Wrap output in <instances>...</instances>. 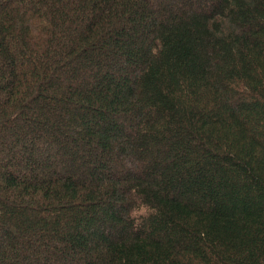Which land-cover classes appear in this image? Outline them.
<instances>
[{
  "label": "trees",
  "instance_id": "obj_1",
  "mask_svg": "<svg viewBox=\"0 0 264 264\" xmlns=\"http://www.w3.org/2000/svg\"><path fill=\"white\" fill-rule=\"evenodd\" d=\"M0 264H264V0H0Z\"/></svg>",
  "mask_w": 264,
  "mask_h": 264
},
{
  "label": "clouds",
  "instance_id": "obj_2",
  "mask_svg": "<svg viewBox=\"0 0 264 264\" xmlns=\"http://www.w3.org/2000/svg\"><path fill=\"white\" fill-rule=\"evenodd\" d=\"M131 193L134 198V204L124 214L126 219L133 221L136 226H139L149 217L159 215L158 208L144 202L142 196L136 195L137 189L133 188Z\"/></svg>",
  "mask_w": 264,
  "mask_h": 264
}]
</instances>
